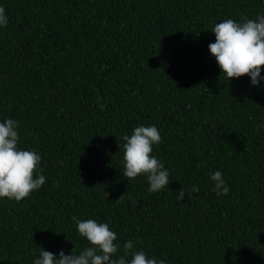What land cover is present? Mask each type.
<instances>
[{"label":"trees","instance_id":"1","mask_svg":"<svg viewBox=\"0 0 264 264\" xmlns=\"http://www.w3.org/2000/svg\"><path fill=\"white\" fill-rule=\"evenodd\" d=\"M0 6V119L19 121V146L41 154L46 176L20 201L0 199V264L79 250L74 217L108 221L168 264H264V87L227 81L207 48L215 23L255 18L264 0ZM139 124L162 137L153 152L170 181L157 193L122 175L121 137ZM217 169L227 195L211 191Z\"/></svg>","mask_w":264,"mask_h":264},{"label":"clouds","instance_id":"2","mask_svg":"<svg viewBox=\"0 0 264 264\" xmlns=\"http://www.w3.org/2000/svg\"><path fill=\"white\" fill-rule=\"evenodd\" d=\"M9 17L0 6V29L7 26ZM214 40L207 48L214 57L220 73L229 78L247 74L252 86L264 87V13L255 18L247 16L239 20L223 19L211 27ZM255 127L264 130V119ZM19 121L0 119V199L20 201L39 190L46 181L41 168V154L33 148L19 146ZM122 175L128 182L137 176L147 181V191L157 193L169 184V169L153 152V146L161 142L160 131L154 124H139L121 137ZM211 191L217 196L227 195L230 186L217 169L208 174ZM191 191H199L196 185ZM187 189L182 185L176 191V199L183 201ZM76 233L87 243L77 251L65 253L63 249L52 252L40 247L31 264H168L166 259L149 254L137 247L132 239H118L108 221L94 218H75Z\"/></svg>","mask_w":264,"mask_h":264}]
</instances>
